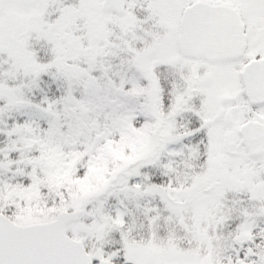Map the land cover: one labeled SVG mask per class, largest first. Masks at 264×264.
I'll list each match as a JSON object with an SVG mask.
<instances>
[{"label": "snow or ice", "instance_id": "obj_1", "mask_svg": "<svg viewBox=\"0 0 264 264\" xmlns=\"http://www.w3.org/2000/svg\"><path fill=\"white\" fill-rule=\"evenodd\" d=\"M0 264H264V0H0Z\"/></svg>", "mask_w": 264, "mask_h": 264}]
</instances>
